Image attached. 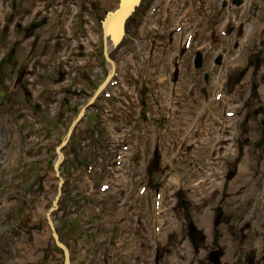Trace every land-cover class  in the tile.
<instances>
[{
    "label": "rangeland",
    "instance_id": "obj_1",
    "mask_svg": "<svg viewBox=\"0 0 264 264\" xmlns=\"http://www.w3.org/2000/svg\"><path fill=\"white\" fill-rule=\"evenodd\" d=\"M117 1L0 0V264H264V0Z\"/></svg>",
    "mask_w": 264,
    "mask_h": 264
},
{
    "label": "bare ground",
    "instance_id": "obj_2",
    "mask_svg": "<svg viewBox=\"0 0 264 264\" xmlns=\"http://www.w3.org/2000/svg\"><path fill=\"white\" fill-rule=\"evenodd\" d=\"M141 1L142 0H139V2L134 6V9L132 10V12H130L129 14H128V16L126 17V19H125V22H124V25H123V32L121 33L120 32V30H117V29H115V26L111 23L112 21L110 20L109 21V23H108V25L106 26V28H105V25H104V23H105V18L103 19V21H102V34H103V43H104V45L106 46L104 49H106V52H108L109 51V53H110V51L113 49V47H114V45L117 43V42H120L121 41V39H123V37L125 36V26H126V23H127V21H128V18L132 15V13L135 11V9H136V7H138L139 5H140V3H141ZM119 2H120V0H118L117 1V5L115 6V10L119 7ZM231 3L232 4H240L241 3V0H235V2L233 1V0H231ZM158 5V4H157ZM223 5H226V1H225V3H223ZM196 6H198L195 2H191V3H189L184 9H179L178 10V13H177V15H178V20L179 19H181V18H184L185 16H187L188 14V19L190 18V16L191 17H198L199 15L194 11V9L193 8H195ZM157 6L156 5H153L152 7H151V10H150V12L152 13L153 12V10L156 8ZM158 8H159V6H158ZM113 9V10H114ZM204 9L205 8H203L202 10H203V12H204ZM207 9V8H206ZM112 10V11H113ZM205 14H207V10L204 12ZM148 18H151L150 16H148L147 18H146V22L148 21ZM153 18H155V16L153 17ZM159 20L160 21H162V20H164V18H159ZM178 20H176V21H178ZM39 22H40V26L41 25H43L44 24V19L43 18H41V19H39L38 20ZM117 27V26H116ZM118 34H117V33ZM26 33L27 34H31V33H33L32 32V30H26ZM120 33V34H119ZM198 48H202L201 46H198ZM106 62H108V64H109V66L111 67L110 68V72H109V74H114V72H115V62L113 61V60H110V59H108L107 57H106ZM218 60V61H217ZM215 61H217L218 63H219V59H216ZM108 74V75H109ZM20 75H23L22 73H21V71H20ZM108 75H107V77H108ZM107 77L103 80V82L101 83V84H103L105 81H106V83H105V86H104V88H96V90L93 92V94L90 96V99L88 100V102L85 104V107L86 108H88V106L91 104V101H94V100H96L97 98H99V96L100 95H102L103 93H104V91H105V89L107 88V85L109 86L110 84H111V80H110V78L107 80ZM109 83V84H108ZM88 103H90L89 105H88ZM203 104V107L198 111L200 114L198 115V116H193L192 118H191V121H192V123H194V125L195 124H202V122H203V125L202 126H205V125H207V121H208V115L207 114H209V113H211L212 114V112H215L214 111V106H212V105H210V104H208V103H202ZM217 105V104H216ZM84 107H82L81 109H80V111H83L84 112ZM79 111V112H80ZM85 113V112H84ZM77 118H78V123L82 120V117H81V115H80V113H78L77 114V116H76ZM81 117V118H80ZM79 118H80V120H79ZM216 122H211L210 124H215ZM198 127H200L199 125H198ZM73 128V127H72ZM72 128H71V130H72ZM69 129V128H68ZM74 129L75 128H73V130H72V132H74ZM68 131V130H67ZM67 134V133H66ZM65 137V136H64ZM66 138V137H65ZM70 138H71V135L70 136H68V138L65 140V141H63V139L61 140V142L58 144V146H59V150H60V152H61V155H62V157H61V160L60 161H62L63 160V149H64V147L68 144V141L70 140ZM57 146V147H58ZM204 146H205V144H204ZM57 147H56V154H57ZM196 149H195V151L194 152H196V154L198 155V156H196L195 157V160H197V161H201V160H203V159H205V156L207 155L206 154V152L202 155V153H201V150H204V149H200V146H196L195 147ZM176 159L177 158V153H175V155L174 156H171V160L172 159ZM174 161H176V160H174ZM184 174H186V173H184ZM176 177V176H175ZM173 183V180H170V184H172ZM167 191H168V189H167V187H162L161 188V192H162V195H164V194H166L167 193ZM204 210H206V209H204ZM210 218V215H209V213H208V211H205L204 213H203V215H201V217H200V223L201 224H205V222H208V221H206L207 219H209ZM48 219H50V217H48ZM51 220V219H50ZM159 221V223L161 222V220H158ZM198 227H195V226H193V227H191L189 230V234L195 239V237L197 236V235H199L200 234V232H199V230L197 229ZM54 230V231H53ZM53 230H52V236H53V232L54 233H57L56 231H55V228H54V226H53ZM58 236V235H57ZM52 240L54 241V244L58 247V249L63 253V263L64 264H71V261H70V252L69 251H67V254H65L64 253V249H62V248H60L59 246H58V244L56 243V240L54 239V236L52 237ZM57 240H59V237H58V239ZM60 241V240H59ZM61 242V241H60ZM219 247V246H218ZM218 247H216V248H218ZM215 248V250L214 249H211V251H209V253H208V258L212 261V262H214V264H218L220 261H219V259H218V253L222 250V249H216ZM67 250H69L68 248H67ZM180 263H185L186 264V261H183V262H180Z\"/></svg>",
    "mask_w": 264,
    "mask_h": 264
},
{
    "label": "water",
    "instance_id": "obj_3",
    "mask_svg": "<svg viewBox=\"0 0 264 264\" xmlns=\"http://www.w3.org/2000/svg\"><path fill=\"white\" fill-rule=\"evenodd\" d=\"M139 2V0H120V2H119V7L115 10H113V11H111L110 13H108V15L105 17V23H104V25H105V28H106V26L108 25V23H109V21L111 20L112 22V24L115 26V29H117V30H120V32L122 33L123 32V25H124V22H125V19H126V17L128 16V14L130 13V12H132V10L134 9V6L137 4ZM234 2H235V0H234ZM44 22V21H43ZM40 24V22L39 21H34V22H32L30 25H29V27L27 28L28 30H32L33 28H35L37 25H39ZM117 33V32H116ZM118 34V33H117ZM120 34V33H119ZM197 54H200L199 52H197ZM197 59H198V61H199V63H200V55H198L197 56ZM218 61V60H217ZM216 61V62H217ZM111 75L112 74H109L108 75V77H107V80L111 77ZM105 83H106V81L103 83V84H101L98 88H104V86H105ZM93 101H91V103H92ZM90 103H88V105H89ZM90 106V105H89ZM88 106V107H89ZM84 108H86L85 106H84ZM84 110V109H83ZM80 113V115H81V117L82 116H84V112L83 111H80L79 112ZM80 117V118H81ZM80 118H79V120H80ZM78 121V118L76 117V119L72 122V124H71V126L69 127V129H68V131H67V134L65 135V137H64V139H63V141H65L67 138H68V136H70L71 134H72V130H73V128L75 127V125L78 123L77 122ZM73 127V128H72ZM71 128H72V130H71ZM61 157H62V155H61V152H60V150H59V146L57 147V159L55 160V162H54V167L56 168V166H57V164L60 162V160H61ZM54 168V169H55ZM57 198H58V196L56 197V199H55V201H54V204H53V207L55 208L56 207V200H57ZM53 209V208H52ZM51 209V210H52ZM49 223L51 224V228H52V230H53V224H52V222L50 221V219H49ZM54 231V230H53ZM53 236H54V239L56 240V243L58 244V246L60 247V248H62V249H64V253L65 254H67V247L62 243V242H60L59 240H57L58 239V236H57V234L56 233H54L53 232Z\"/></svg>",
    "mask_w": 264,
    "mask_h": 264
},
{
    "label": "flooded vegetation",
    "instance_id": "obj_4",
    "mask_svg": "<svg viewBox=\"0 0 264 264\" xmlns=\"http://www.w3.org/2000/svg\"><path fill=\"white\" fill-rule=\"evenodd\" d=\"M18 27H21V25L18 23Z\"/></svg>",
    "mask_w": 264,
    "mask_h": 264
}]
</instances>
